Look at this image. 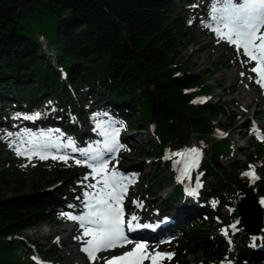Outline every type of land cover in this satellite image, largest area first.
Returning <instances> with one entry per match:
<instances>
[{
  "label": "trees",
  "instance_id": "1",
  "mask_svg": "<svg viewBox=\"0 0 264 264\" xmlns=\"http://www.w3.org/2000/svg\"><path fill=\"white\" fill-rule=\"evenodd\" d=\"M35 1L0 0V125L18 123L36 131L56 129L78 144L81 139H91L80 130L81 123L94 121L101 111L129 121L130 130L142 133L141 129H151L157 143L150 141L151 145L138 146L135 152L140 158L148 155L156 161L152 177L145 176L153 183L154 192L172 187L161 205L164 214L187 216L186 222L177 221L178 226H174L182 227L181 240L173 244L176 252H202L205 258L201 264H220L230 256L235 264H264V240L244 230L238 201L240 194L258 193L264 198V177L253 181L243 175L251 163L263 158L264 139L251 141L244 159H236L233 136L221 117L240 122L245 116L238 119L233 105L226 101L196 100L218 87L225 90L224 84L217 87L207 76L215 79L220 70L234 65V59L223 57L206 76L205 70L191 72L190 60L184 55L197 29H205L197 20L212 14V1L48 0L44 3L53 10L66 12L50 48L19 32V18L34 8L27 5ZM258 114L263 121L264 112ZM217 126L228 134L215 137ZM194 134L212 146L206 160L194 171L188 192L183 183L176 182L166 152L177 153ZM2 145L0 139V158ZM33 169L41 176L51 173L64 181L60 186L45 188L43 181H29L19 170L0 168V236L20 239L32 252L20 263L0 260V264H64L66 259L55 244L38 247L40 253L35 254L29 239L14 236L43 223L66 219L70 201H76L84 188L83 179L77 178L76 183L81 170L61 162H44ZM153 195L145 196L142 215L156 205ZM221 207L228 208L230 221L238 228L230 236L232 247L227 252L203 236L213 219L220 217L216 210Z\"/></svg>",
  "mask_w": 264,
  "mask_h": 264
},
{
  "label": "rangeland",
  "instance_id": "2",
  "mask_svg": "<svg viewBox=\"0 0 264 264\" xmlns=\"http://www.w3.org/2000/svg\"><path fill=\"white\" fill-rule=\"evenodd\" d=\"M211 1L213 6L215 0ZM212 6H210V11ZM222 6L223 0H220L216 4V7ZM64 15H66V12L53 10L46 3L36 4L33 9H27L19 18V32L39 39L43 46L46 44L50 48L57 35L58 22ZM197 22L204 24L205 29H197L194 41L190 43L186 42L189 44V47L188 50L184 51V55L185 58L190 60L188 62L190 71L200 74L205 70V75L207 76L209 71L215 70L214 64L218 65L223 57H233L234 59V65L230 69L224 68L220 70L215 75V79L207 76L209 82L216 84L217 87L224 84L225 90L218 87L212 94L198 96L197 100L217 103L226 101L227 104L233 105V113L235 116H238V119L241 116H245L240 122H237V119L231 121L226 119L225 116L221 117L223 124L230 128L229 132L233 136V156L236 159H244L243 153L250 151L251 141L264 139V120L262 121L259 118L260 114H258L259 112H264V82L258 83L257 81L261 79L259 73L251 70L257 67L258 63L246 56L242 48L238 51L236 45L230 44L227 39L222 38L214 31L215 27H217V21L212 20V14L208 19H198ZM219 26L223 27L222 24ZM261 32H264V28L261 29ZM180 62H182V59L179 60ZM244 96H246L245 99ZM135 114L138 115V112L135 111ZM15 117L18 118L19 115H15ZM24 117L29 118L28 115ZM128 123L129 121L112 115V113H107L106 111L97 112L94 121L89 122L86 120L81 123L80 130H82L84 135H91L87 136L91 139L89 141L81 139L80 144L69 136L61 134L56 129H53V131L51 129L36 131L22 128L18 123L16 126L0 125V139L3 143L1 149L4 150L0 158L1 169L10 171L19 170L23 178L29 181L30 179L43 181L46 184L45 188H54L56 185L60 186L64 180L58 179L51 173L45 176L36 174L33 168L38 164L61 162L66 165H76L82 171H79L76 183L78 182L77 178L83 179L84 188L78 197H75L76 201H70L71 210L67 213L66 219L42 224L36 229H27L25 231L32 248L36 250L35 254L40 253L38 247L55 244L61 248V255L66 258L64 264H106L107 261L113 258L112 249H102L95 252V259H90L89 254L82 249L86 246V241L91 239V237L83 235L84 229L80 227L79 221L68 218L69 216L84 215L88 211L85 205L91 201V197L86 196L85 193L95 194L104 186L101 174H95L93 168L88 167L83 162L85 157L79 149L89 150V155H94V150L99 149L104 151L105 155L112 157L108 161V172L110 174L112 170H115L126 177L121 183L127 185L124 196L131 195L129 197L131 210H133L132 207L140 209L139 206L144 205L147 194H154L152 200L157 203L153 206V209L155 206V208L161 209V205L172 191V187L166 186L161 190L155 189L154 192L152 189L153 183L145 179V176L149 174L152 177L156 161L148 157V155L140 158L135 152L138 146L144 144L151 145L150 141L156 144L157 140L154 138L151 129L139 133L130 130ZM114 130L117 133L115 139L118 142V146L114 152L108 153L104 150L103 146L105 141L110 139ZM105 132L109 136H105ZM226 134H228V131L222 128V126H217L213 130L215 137H224ZM70 143L71 146H69ZM211 146L210 142L194 134L190 136L188 144L183 149H198L202 153L201 164L206 160V153L211 151ZM18 149L23 154H19ZM181 151L177 153H181ZM41 155L47 158L41 159ZM176 156L179 155L173 154V157ZM163 159H165L164 156ZM76 160H81V163L77 164ZM227 162L228 160L224 161V163ZM89 163H93V161H89ZM250 165L255 168V173L259 179L264 177V156L261 161L251 163ZM86 176L87 179H85ZM70 185L75 187L73 184ZM92 185H95V187H92ZM260 197L258 193L255 194L257 207L259 206L261 210L260 212L259 210L255 211V218L252 222L256 227L259 223L260 230L256 237L259 240H264V206L260 204V201L264 199ZM257 207L255 209H258ZM216 211L220 217L213 219L211 225L203 232V236L209 237L217 246L227 252L232 247L230 236L236 233L238 228L236 226L235 228L231 227L234 222L230 221L228 208L221 207ZM153 212L144 219L140 218L139 220L132 221L131 225L134 227V224L137 223L147 224L154 222V219L151 217ZM162 214L163 219L174 218V224L177 221L182 224V221L186 222L185 218H187L185 213L166 215L162 210ZM174 224L171 227L168 226L169 228L167 227L165 234L159 233L156 236L147 230L138 231L139 234L151 235L152 239L146 244L151 257L157 252L173 253L174 255L170 259L165 258L159 264H179L178 262H182V264H201V260L205 258L202 252L196 255H181L178 250L176 252L173 244L181 240L182 227L179 225L175 229ZM65 228L66 230L64 231L63 229ZM225 229H227V235H225ZM63 237L67 241H64ZM9 239L10 237L0 236V260L20 263L22 258L25 261L26 258L31 257V251L22 253L24 243L20 239ZM167 239L168 241H166Z\"/></svg>",
  "mask_w": 264,
  "mask_h": 264
},
{
  "label": "snow or ice",
  "instance_id": "3",
  "mask_svg": "<svg viewBox=\"0 0 264 264\" xmlns=\"http://www.w3.org/2000/svg\"><path fill=\"white\" fill-rule=\"evenodd\" d=\"M219 2L220 0H215L211 9L212 20L217 21L214 31L222 38L227 39L230 44L236 45L238 51L242 48L244 54L251 60L258 61L257 67L251 70L259 73L261 79L257 81L258 83L264 81V32H261V29L264 28V0H223V6L216 7ZM218 13L219 15H217ZM220 24L223 27H220ZM31 118L35 119V117ZM116 134L114 130L110 139L104 143V150L108 153L114 152L118 146L115 139ZM104 135L109 136L107 132ZM79 151L85 157L83 162L93 168L95 174H104V186L95 194L85 193L86 196L91 197V201L85 205L88 211L81 216L68 217L79 221L80 227L84 229L83 235L91 237L86 241V246L82 250L89 254L90 259H95V252L116 247L118 241H127L123 230V209L119 206L127 190V185L121 183L126 177L115 170H112L110 174L107 172L108 160L104 159V151L96 149L94 155H89V150L86 149H79ZM18 152L23 154L19 149ZM188 152L197 153L198 149L192 148ZM176 155H183V153H176ZM45 158L47 157L41 155V159ZM89 161L94 163H89ZM76 163L80 164L81 160H76ZM249 169L243 175L251 177L253 181L259 179L255 168L250 165ZM191 194L195 195L196 193ZM260 204L264 206V200H261ZM132 219L135 220L136 217L133 216ZM129 227H132L131 223H129ZM231 227L235 228V224ZM224 232L227 235V229ZM145 248V244H138L132 252L113 257L106 264H142V261L148 258L143 251ZM173 255V253L157 252L151 257L152 264H159L161 260L170 259Z\"/></svg>",
  "mask_w": 264,
  "mask_h": 264
},
{
  "label": "water",
  "instance_id": "4",
  "mask_svg": "<svg viewBox=\"0 0 264 264\" xmlns=\"http://www.w3.org/2000/svg\"><path fill=\"white\" fill-rule=\"evenodd\" d=\"M45 1L48 0H38L35 1L33 3L28 4L27 6H32V5H36V4H40V3H44ZM60 1V0H58ZM18 14H16L13 18L17 17ZM238 201H239V214L240 217L242 219V224L246 230V232H249L250 234L256 235L259 232V223L256 225H253V214H255L256 210H261V208H259V206L257 207V203H256V199H255V195L253 194H240L238 197ZM258 209H255V208ZM243 209V211H242ZM251 224V227H250ZM253 225V226H252ZM233 259L230 258L229 260L223 262V264H232Z\"/></svg>",
  "mask_w": 264,
  "mask_h": 264
},
{
  "label": "bare ground",
  "instance_id": "5",
  "mask_svg": "<svg viewBox=\"0 0 264 264\" xmlns=\"http://www.w3.org/2000/svg\"><path fill=\"white\" fill-rule=\"evenodd\" d=\"M246 98V96H244V99ZM46 149H48V148H46ZM162 216H163V214L161 213V211L159 210V209H154V212H153V216H151L153 219H155L158 223H159V225H160V227H159V230H166L167 229V227H168V225L166 224V222H163L165 219H163L162 218ZM253 219L255 218L254 217V214H253V217H252ZM255 221V220H254ZM163 222V223H162ZM64 231L66 230V228L65 229H63ZM25 231L26 230H24V231H22L21 233H20V235L22 236V237H27V235L25 234ZM164 233V232H163ZM159 233H157V234H155V233H153V235H158ZM62 239H64V241H67L66 240V238L65 237H63ZM26 250V248H24V251Z\"/></svg>",
  "mask_w": 264,
  "mask_h": 264
}]
</instances>
